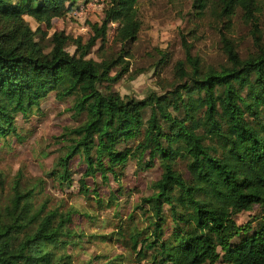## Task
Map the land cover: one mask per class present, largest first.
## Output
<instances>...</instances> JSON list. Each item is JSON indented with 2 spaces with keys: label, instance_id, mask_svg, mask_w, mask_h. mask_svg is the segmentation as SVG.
Returning a JSON list of instances; mask_svg holds the SVG:
<instances>
[{
  "label": "trees",
  "instance_id": "1",
  "mask_svg": "<svg viewBox=\"0 0 264 264\" xmlns=\"http://www.w3.org/2000/svg\"><path fill=\"white\" fill-rule=\"evenodd\" d=\"M81 1L87 0H0V136L21 139L17 115L39 110L49 93L73 96L70 111L79 122L62 134L67 144L55 164L59 184L71 183L70 165L77 157L84 162L80 193L108 208L116 205L117 194L100 198L86 178L116 180L117 168L131 159L141 169L157 164L161 170L153 192L138 206H145L147 227L128 234L136 262L264 264L261 1L191 0L201 18L223 23L239 13L250 25L255 50L242 56L235 41L220 32L226 62L205 66L184 42L185 58L175 62L169 85L141 99L113 88L128 71V45L140 29L138 0H108L101 24H92L94 34L85 41L63 30L48 36L53 19L68 17ZM27 17L44 29H32ZM110 25L119 51L107 56L101 50ZM34 189L22 171L8 185L0 173V264H75L71 254L58 251L75 235L71 213L36 205ZM256 205L254 226L255 218L236 222ZM165 207L172 222L166 238Z\"/></svg>",
  "mask_w": 264,
  "mask_h": 264
},
{
  "label": "rangeland",
  "instance_id": "2",
  "mask_svg": "<svg viewBox=\"0 0 264 264\" xmlns=\"http://www.w3.org/2000/svg\"><path fill=\"white\" fill-rule=\"evenodd\" d=\"M87 1L90 7L80 19H53L48 36L54 30H63L74 37L81 36L84 41L92 36L95 31L92 24H101L108 0ZM260 1L258 17L264 46V0ZM137 10L140 29L136 39L128 45L131 52V57L127 59L128 71L113 85L121 95L141 99L152 91L161 92L172 80L175 62L185 58L184 42L189 45L190 53L198 56L205 66L218 67L226 62L220 32L235 41L242 56L255 50L250 25L243 21L239 13L223 23L212 16L201 18L195 14L191 0H138ZM27 21L32 29H44L43 24L31 18L27 17ZM114 27L110 25L107 41L101 50L107 56L119 51V46L112 43ZM100 45L98 39L90 56L97 58ZM67 48L69 52L73 51L72 46ZM73 99V96L59 99L54 92L49 93L41 100L39 110L34 107L26 115H17L15 126L21 139L15 135L0 136V173L5 185L18 171H22L35 184L36 205L45 203L47 208L71 213L70 227L75 235L70 245L58 246V251L71 254L73 263L149 264L145 260L135 261L134 253L127 247L130 246L128 234L134 228L147 227L149 221L144 212L145 206H138L142 197L153 192V183L160 177L161 170L157 164L141 169L137 161L131 159L117 168L116 180L111 176L108 182L99 176L96 179L86 178L87 186L92 189L95 185L100 198L108 200L111 191L117 194L116 205L108 208L99 207L92 194L84 196L80 193L78 179L84 171V162L77 157L70 165L71 183L59 184L55 164L67 144V137L62 134L66 127L77 126L79 122V118L70 111ZM148 115L147 109L144 118ZM179 168H184L183 162ZM165 215L164 238L172 228L167 207ZM259 215L260 209L256 205L250 211L238 214L235 220L242 225L255 218L254 226Z\"/></svg>",
  "mask_w": 264,
  "mask_h": 264
},
{
  "label": "built area",
  "instance_id": "3",
  "mask_svg": "<svg viewBox=\"0 0 264 264\" xmlns=\"http://www.w3.org/2000/svg\"><path fill=\"white\" fill-rule=\"evenodd\" d=\"M92 1L93 0H91V2ZM89 7H90V2L88 1H83L82 3L79 2L68 13V17L74 19H80L84 14H86V11L88 10Z\"/></svg>",
  "mask_w": 264,
  "mask_h": 264
}]
</instances>
